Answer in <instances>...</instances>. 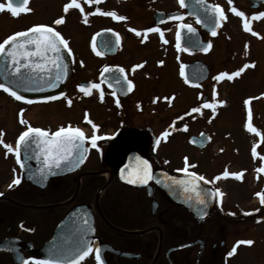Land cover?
I'll return each instance as SVG.
<instances>
[{
	"label": "flooded vegetation",
	"instance_id": "1",
	"mask_svg": "<svg viewBox=\"0 0 264 264\" xmlns=\"http://www.w3.org/2000/svg\"><path fill=\"white\" fill-rule=\"evenodd\" d=\"M204 1L213 6L219 5L226 19L236 20L241 27L248 17L251 20L264 19L254 16L264 12V2L253 6L251 0H231V3L229 0ZM7 2L0 0V3ZM69 2L30 0L27 7L31 11L16 17L7 10L0 11V42L15 32L46 25L60 32L71 49V53L64 49L70 69L62 92L64 95L53 100L18 101L0 89V114L8 115L7 119L0 120L3 132L0 138L15 148L16 140L28 126L43 129L36 124L20 123L29 108L47 106L64 97H83V119L62 126L79 127L87 137H91L94 130L85 119L87 114L88 120L99 126L95 134L101 139L96 141V147L91 146L90 140H85L88 152L83 163L72 172L55 176L47 175L49 165H45L40 153L33 152L40 155L39 160L33 161L25 159L22 152L21 159L26 166L21 168L15 154L8 153L6 156L7 150L0 144V264L44 261L33 251L49 240L56 226L69 214L73 216L68 225L70 235L88 239L93 249L99 247L104 264H264V204L260 203L259 196L255 195L259 209L224 212L216 194L206 217L199 218L173 204L156 182L159 180L157 172H194L203 176L193 168H172L170 149L159 151L162 137L155 134L156 107L165 105L162 111L166 114L174 106L175 99L187 104L175 109L174 113L179 114L168 120L171 125L183 128V119L191 118L193 114L197 116L194 120L199 118L198 121H202L207 97L203 99L202 95L197 102L195 96L186 100L178 98L175 93L155 92L163 85V75L169 79L165 72L167 64L173 60L179 63L180 55L193 56L182 64L201 60L196 56L202 52L178 51L176 48L179 23L191 24L205 36L196 19L188 14L179 0H92L91 3L79 0L83 13L75 6L65 13L64 5ZM233 7L244 12L245 16H237L231 11ZM97 9L100 11L97 12ZM112 11L126 19L117 20L103 14ZM177 16L183 19H176ZM60 17H64L63 22L55 24ZM226 19L220 21L216 33L226 24ZM148 28H159L160 31L146 32ZM132 29L141 34L136 35ZM216 36L209 38L211 49ZM93 42L103 55L93 51ZM136 65L140 67H134ZM106 67L112 72L123 68L122 75L132 81L131 91L127 88L122 91L114 83L109 87L111 73L104 72ZM205 81L197 86H188L200 90ZM89 82L99 83L100 89L90 88L91 94L85 95L78 85ZM183 83L187 85L184 80ZM101 90L104 93L102 101ZM113 91L116 96L111 95ZM117 99L119 106L115 102ZM193 108H200V111L192 112ZM60 127L50 126L45 130L55 132ZM121 134H124L122 140L119 137ZM116 143L124 146H117ZM144 160L151 165L154 179L145 185L129 183V179L136 178ZM40 168L45 169L46 179L40 178ZM261 176L262 187L258 193H264V177ZM16 177H19L20 183L9 187ZM202 182L215 191L210 180L205 178ZM76 222L83 229L78 236L75 235ZM244 240H252L253 244H237V241ZM234 246L236 251L229 256ZM80 264H97L94 253Z\"/></svg>",
	"mask_w": 264,
	"mask_h": 264
},
{
	"label": "rangeland",
	"instance_id": "2",
	"mask_svg": "<svg viewBox=\"0 0 264 264\" xmlns=\"http://www.w3.org/2000/svg\"><path fill=\"white\" fill-rule=\"evenodd\" d=\"M250 18L244 24L247 23L251 31L239 26L236 20L226 19V24L213 39L212 49L196 56L209 67V75L202 89L194 90L183 83L181 65L193 56L180 55L179 63L173 60L167 64L165 72L169 79L163 75V85L155 90L156 94L167 92L169 95L171 92L186 100L191 97L194 99L195 96L197 102L205 95V102L215 105V113L211 108L203 107L202 121H198L199 118L198 122L194 120L197 116L193 114L191 118L183 119V128H177L168 120L179 114L174 113L175 109L183 108L187 103L182 104L175 99L174 106L166 114L162 111L165 105L161 104L155 111V134L162 137L159 151L170 149L172 168H193L210 180L214 189L220 190V209L224 212L259 209L255 195L261 191L263 180L260 168L264 157V19ZM245 64L249 67L239 76L217 79L220 73L231 74ZM65 98L47 106L29 108L21 118L43 129L81 121L85 110L84 98L71 99L70 106ZM219 101L224 103L220 104ZM4 108L7 109V105ZM3 115L0 114V120L8 118V115ZM249 123L256 129L255 132L249 131ZM165 132L167 135L162 136ZM202 132L208 135L209 141L199 150L188 143L187 137ZM254 147L257 153L255 156ZM225 170L239 173L240 178L231 175L224 177Z\"/></svg>",
	"mask_w": 264,
	"mask_h": 264
},
{
	"label": "snow or ice",
	"instance_id": "3",
	"mask_svg": "<svg viewBox=\"0 0 264 264\" xmlns=\"http://www.w3.org/2000/svg\"><path fill=\"white\" fill-rule=\"evenodd\" d=\"M30 0H8V2L0 3V11L7 10L10 12V14L13 17L18 16L20 13L29 12L31 11L30 8L27 7ZM88 3H91L92 0H87ZM197 3L200 2V0H196ZM180 5L183 7L185 4V0H179ZM229 3H231V0H229ZM75 6L76 8H79L81 12L83 13V9L81 8V5L79 3V0H70L69 3H66L64 5V12L67 13L70 8ZM100 9H97V12H99ZM215 15H213L209 23L211 25L212 29V35H216V28L219 26L220 21L223 19H226L224 16L222 10L220 9L219 5L214 6ZM231 11L235 13L239 17H244L245 13L242 11L237 10V8L233 7L231 8ZM105 15L112 16L114 19L117 20H124L126 17L119 16L116 12H107L103 13ZM256 18L264 17V12L254 14ZM176 19L182 20V16H177ZM64 20V17L58 18L54 23L60 24ZM197 23H202V19L200 16L196 17ZM85 23H87V19L84 20ZM205 26H208L206 24ZM245 30L251 31L248 24H244ZM183 30V31H182ZM136 33V35H140L141 33L137 31L136 29H132ZM159 32V28H148L146 32ZM196 29L191 24H184L181 23L177 27L176 31V48L177 50H183L185 52L190 51L189 46L182 47V38L183 34L186 32L188 34V41L189 44L192 47L197 46L198 42L192 40V37L196 35ZM146 38V37H145ZM95 41V38H94ZM165 43L167 41H164ZM117 43H119V39L117 38ZM7 46V47H6ZM108 44H105V47H107ZM210 43L208 47H210ZM208 47H201V50L207 51ZM93 51L96 52L97 55H103V52L97 51L96 44L93 42L92 44ZM66 49L71 53V49L69 48V42L66 40L60 32H58L55 28L49 27L46 25H35L27 30L15 32L12 35L7 36L2 42H0V54L5 55V59L11 61V64L9 65L11 68V72H6L7 75H15L17 80H19L20 83H24L26 81H31L35 83L36 81L42 80L44 78V75L47 74L49 79L46 81L47 86L49 88L57 87V82L61 80L62 75H64V72L61 71L62 68L66 69V65L61 64V60L63 59L60 55L61 50ZM160 63H163V61H160ZM51 65V67H49ZM254 66V65H253ZM134 67H140V65H136ZM249 67L248 64H245L241 69H239L236 72H233L231 74L222 72L219 74V77L217 79L227 76L228 79H232L233 77L239 76L241 72L245 70V68ZM21 69H27V73L21 72ZM56 69L55 76L53 78L52 76V70ZM104 72H110V76L108 77L109 80V87L113 86V83L116 85H119L121 90L123 91L124 88H127L128 91H131L132 89V81L127 80L125 76L122 74L124 73L123 68H119L117 72H112L109 68H105ZM104 72L101 73V75H104ZM181 76H184V70L183 66L181 67ZM81 92H83L85 95H90V88L100 89L99 83H91L87 85H78ZM0 89H3L6 93H10L11 96H13L18 101H24L27 98L23 95H20L17 91L13 90L11 87H9L5 83H0ZM27 90H40L38 88H29ZM60 95H64L61 93ZM111 95L116 96V92L113 91ZM215 95V93H214ZM104 93L103 90L100 91V99L103 100ZM46 100L55 99V97H45ZM171 99V98H166ZM28 103H32L31 100H27ZM117 105L119 106V100L117 99L115 101ZM154 103L156 100L154 99ZM68 105L70 106L72 101L71 99H68L67 101ZM220 104H223L224 101H219ZM247 103V101H245ZM203 107L205 108H211L213 110V113H215V105L213 103L205 102ZM23 110H21L22 112ZM192 112H199L200 108H193L191 110ZM85 119L88 121L89 124H92L94 133L91 137H87L86 134L82 129L79 127L73 128L71 125H69L67 128L61 126L57 131L55 132H49L48 130L36 128L32 126H28L24 132L20 134L18 139L16 140L15 148H13L12 145L4 143L3 139L0 138V144H3L4 148L7 150L5 155L7 156L8 153H14L16 157L17 164L20 165L21 168H24L26 165L21 159V155L23 152L25 159H40V155H43L44 163L45 165H49L47 167V173L52 174V166H55V168L59 169L61 167H67L69 170H71L72 166L78 167L79 164L83 163L84 159L86 158L87 153V147L84 143L85 140L91 141V146L96 147V141L98 139H101L100 136H97L95 134V130L99 127L98 125H95L91 120H88L87 114L85 115ZM177 119H181V117H177ZM249 119H251V113H249ZM20 123H26L23 118L20 119ZM186 127V126H185ZM249 131L255 132L256 129L251 126L249 123L247 125ZM162 136H166L167 132L162 133ZM3 136L2 130H0V137ZM159 143V141H157ZM36 149L39 151L40 155L33 154V149ZM256 149L253 148V155L255 156ZM51 158V159H50ZM187 160V158H185ZM63 161V164L61 163ZM15 171V169L13 170ZM186 171V169H185ZM264 171V169H262ZM38 172L40 174L41 179H46L47 175L45 174V169L40 168L38 169ZM229 175L234 176L236 178H240L239 173H229L227 170L223 173L224 177H228ZM191 176L193 178H196L198 180L203 181L205 178L203 176H197L196 173H191ZM122 179L125 177L122 175ZM217 177L216 179H218ZM154 179V176L151 173V165L147 160L143 161V167L138 171V174L136 178L129 179L128 182L132 184H140L145 185L149 182V180ZM160 180H157V183H160ZM20 179L19 177H16L13 179L11 184H9V187H12L15 184H19ZM176 183H179L181 185H187L189 183H192L191 181H177ZM187 190V189H186ZM192 191H195V187L191 189ZM216 194L222 195L220 193L219 189L208 190L206 195L208 197L215 196ZM257 196L260 197V203L264 204V193H257ZM197 199L199 200V203L201 205H207L206 199H199L200 193H196ZM264 219V218H262ZM87 223V221H84ZM237 244H246L251 245L253 244L252 240H244V241H237ZM236 247L234 246L233 249L228 253L229 256L233 255L235 253ZM95 256V260L97 261V264H104L101 249L99 247H96L93 249L91 244L87 240H82L80 245L74 250V256L73 258L67 262V264H80L81 261H83L86 257H88L90 254H93ZM24 264H27V261L24 262ZM34 264H50L49 261H40L36 260Z\"/></svg>",
	"mask_w": 264,
	"mask_h": 264
},
{
	"label": "water",
	"instance_id": "4",
	"mask_svg": "<svg viewBox=\"0 0 264 264\" xmlns=\"http://www.w3.org/2000/svg\"><path fill=\"white\" fill-rule=\"evenodd\" d=\"M251 1L253 3V6H256L258 2H264V0H251ZM183 7L186 9L188 14L194 17L195 19L197 16H200L203 21L202 23H198L201 29L207 34V36H213L211 25L209 23L210 18L216 14L214 11L213 5L205 2L204 0H200L199 3H197L196 0H185V4ZM169 18H173V16L169 15ZM180 24L181 23H179L178 26ZM206 24H208V26H205ZM217 28L215 29L216 31H217ZM187 37H188V34L185 32L182 38V46L183 47L189 46L190 51H197V52L205 53L210 49V47H208L210 43L209 39L204 38L200 34L199 30H197L196 35L192 37V40L198 42L197 46L192 47L189 44ZM201 47H208V50L203 51L201 50ZM60 55L63 58L61 60V64L66 65V69L64 68L61 69V71L64 72V75H62L61 80L57 82L58 84L57 87L49 88L47 86L46 81L49 79L47 74L44 75V78L42 80L36 81L35 83L31 81L20 83L14 74L7 75L6 72H11V68L9 66L11 64V61L10 59L6 60L4 54H0V83L7 84L9 87L17 91L20 95L25 96L27 99L46 100L44 99L45 97L58 98L60 94L63 92L64 84L70 74L69 62H68V58H67V55L64 49L61 50ZM49 67H51V65H49ZM183 70H184V76H183L184 80L187 84L191 86L199 85L202 81H204L207 78L208 73H209L207 64L201 60H195V61L183 64ZM56 71H57L56 69L52 70L53 78L55 76ZM21 72L27 73L28 70L21 69ZM29 88H38L40 90H27ZM119 137L122 140L124 138V134L123 135L121 134ZM188 140L191 144L201 149L206 146L208 142V136L206 133H201L199 135H191ZM116 145L124 146L122 144L119 145L118 143H116ZM33 152L39 153V151L36 150L35 148L33 149ZM87 152H88V148H87ZM86 156H87V153H86ZM41 159L44 160V158H41ZM31 160L36 161V159H31ZM125 160L129 161L128 159H125ZM61 163L63 164V161ZM262 163H263L262 169H264V158L262 159ZM78 167L72 166L71 170H69L67 167H61L57 169L55 168V166H52V174H47V175L48 176L63 175L65 173L74 171ZM262 169H261V172L264 175V171H262ZM156 176L159 177V180L161 181L160 183H158L159 187L165 193L166 197L173 204L188 210L191 214H193L196 217H199V218L206 217V215L208 214L209 208L214 200V196L208 197L206 195L208 190H212V189L209 188L204 182L196 178H193L191 176V173L164 174V172H157ZM181 180L191 181L192 183H189L187 185H181L179 183H176L177 181H181ZM193 187H195V191L191 190ZM263 189H264V185H263ZM197 192L200 193L199 199L207 200L206 206L201 205L199 203V200L197 199V196H196ZM69 215H66L63 218V220L56 226L49 240H47L39 248L33 251V253H35L36 256L41 257L45 261L59 263V264H67V262L73 258L74 250L80 245L81 241L87 240L89 242L88 239L73 237L70 235L69 230H68V225H69L70 219L73 220V216L72 214H69ZM81 232H83V229L81 228L80 223L76 222L75 235L78 236L79 234H81ZM120 254H123V253H120Z\"/></svg>",
	"mask_w": 264,
	"mask_h": 264
}]
</instances>
